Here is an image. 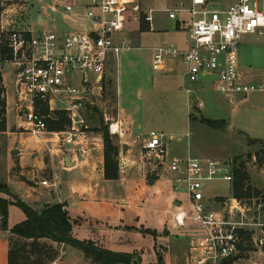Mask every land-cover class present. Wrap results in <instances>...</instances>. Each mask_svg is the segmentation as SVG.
<instances>
[{
	"label": "built area",
	"instance_id": "built-area-1",
	"mask_svg": "<svg viewBox=\"0 0 264 264\" xmlns=\"http://www.w3.org/2000/svg\"><path fill=\"white\" fill-rule=\"evenodd\" d=\"M208 1L181 0L163 11L186 31L187 42L183 49L173 45L152 48L153 71L172 74L179 69L187 103L194 93L186 83L200 89L212 86L229 106L264 95V83L246 81L237 62L244 37L264 41V0H234L224 10L209 9ZM56 7L73 19L74 28L34 35L29 30H13L0 16L1 99L11 108L17 131L33 138L49 136V142L56 140L59 149L80 164L93 150L87 110L100 96L108 67L121 52L135 49L125 29L128 12L138 15V6L135 0H89L81 8L78 0H59ZM153 14V10L142 13L149 33H154ZM7 68L9 73L3 76ZM194 97L196 107L203 109L198 96ZM192 108L189 105L187 111ZM56 113L64 115L66 125L59 132H49L47 121L55 123ZM110 127L111 135H120L118 128L111 133ZM164 138L151 131L141 149L154 169L163 168L172 177V192L178 196L173 228L194 232L186 264H241L249 248L264 264V223L260 221L264 201L232 197V163L188 156L168 160ZM210 183L229 186V198L220 194L207 198L204 192ZM215 203L218 210L211 209Z\"/></svg>",
	"mask_w": 264,
	"mask_h": 264
},
{
	"label": "rangeland",
	"instance_id": "rangeland-1",
	"mask_svg": "<svg viewBox=\"0 0 264 264\" xmlns=\"http://www.w3.org/2000/svg\"><path fill=\"white\" fill-rule=\"evenodd\" d=\"M78 1L81 8L89 3V0ZM179 1L181 0H135L138 15L128 12L125 29L131 47L135 49L121 52L117 60L108 67L100 96L92 100L93 106L86 113L89 130L101 140V133L93 130L99 128L98 120L102 119V127L106 128L112 139V146L118 150V164H149L144 158L141 146L151 131L164 135L168 160H184L188 154V157L194 159L231 164L234 158L242 157L250 177L249 184L264 201V163L259 165L255 159L256 154L264 148V95H254L249 102L243 104L246 100L236 101L233 106H229L212 86L200 89L199 86L186 83V87L203 103L204 107L200 110L196 107L194 96L187 103L186 95L180 89L179 69L172 74H161L153 71L151 67L152 48L162 45H173L181 49L186 47V31L180 28L179 23L168 20L163 12L165 9L174 8ZM233 1L209 0L208 7L211 10H224ZM58 3L59 0H0V16H3L4 22L12 23L15 31L29 29L34 35L42 30L65 32L75 25L72 24L73 19L70 16L56 7ZM149 10L154 11V33H149L147 28L144 30L141 25L142 13ZM38 18L42 22L39 23ZM237 62L246 81L264 83V41L244 37ZM8 73L9 68L4 69L2 75L6 76ZM7 85L11 95L9 79ZM1 89L4 90L3 87ZM189 105L193 108L188 112ZM4 109L6 134L0 133V183L6 185L11 197H16L8 187L7 179L22 181L24 187L28 188L37 180L48 179L47 172L43 171V175L39 173L37 179L26 183L25 177H20L19 169L12 167L17 164L15 160L19 153L8 155L7 149L14 148L26 153L21 164H51L50 151L57 148V142H49V136L46 135L37 138L20 135L16 130L17 121L11 108L4 103ZM202 119L223 121L224 128L213 130L201 124ZM110 125L118 126L119 136L110 134ZM246 138L263 143L249 147ZM124 145L126 149L122 151ZM61 155L67 156V153L61 152ZM248 155L251 156L250 159L247 158ZM204 194L207 198L218 194L229 198V186L224 183H210ZM5 198L12 200L10 197ZM211 209L218 210L217 204H211ZM23 218L19 209L9 207V226L19 223ZM260 221L264 223V213ZM3 233L10 237L8 232ZM46 244L58 252L62 250L61 246L51 242L46 241ZM87 264L91 263L88 261ZM241 264L263 263L253 249L249 248Z\"/></svg>",
	"mask_w": 264,
	"mask_h": 264
},
{
	"label": "crops",
	"instance_id": "crops-1",
	"mask_svg": "<svg viewBox=\"0 0 264 264\" xmlns=\"http://www.w3.org/2000/svg\"><path fill=\"white\" fill-rule=\"evenodd\" d=\"M91 137V156L80 164L70 159L65 164L67 156L61 155L63 151L58 146L50 151L51 164H21L26 153L7 149L8 155L18 151L17 164L12 167L19 169L26 183L37 179L39 173L43 175V171L48 178L37 180L28 188L22 181L7 179L11 192L35 210L63 205L72 226V237L78 241H89L114 253L136 254L140 264H156L157 255L164 264H186L187 244L194 232L173 228L172 215L178 196L172 192V177L163 168L154 169L150 164H123L118 169V179L107 181L103 177L101 140L93 133ZM128 148L131 151L130 145ZM0 198L5 197L0 194ZM61 249L59 258L51 264L89 261L75 249L65 246ZM7 250L8 235L0 231V264H7Z\"/></svg>",
	"mask_w": 264,
	"mask_h": 264
},
{
	"label": "trees",
	"instance_id": "trees-1",
	"mask_svg": "<svg viewBox=\"0 0 264 264\" xmlns=\"http://www.w3.org/2000/svg\"><path fill=\"white\" fill-rule=\"evenodd\" d=\"M2 9L0 8V12ZM144 30H148L147 24L141 22ZM141 27V28H142ZM2 89L0 87V133L5 132V109L1 99ZM92 112L96 110L91 109ZM47 112L44 111L43 114ZM57 121L50 123L47 121L49 132H59L66 125V120L62 113H56ZM200 123L213 129L222 130L223 121L200 120ZM99 128L94 129L101 133L103 151V177L107 181L118 179V150L112 146V139L108 136L106 128H103L102 119L98 120ZM247 146L262 144L260 140H250L246 138ZM248 159L251 156H247ZM256 163H264V148L256 154ZM246 162L242 157L234 158L232 161V183L230 193L238 200L259 198V193L250 186V177L246 170ZM154 180L153 178H151ZM0 194L12 198H0V230L8 232L7 264H51L59 256L58 252L51 245L66 246L79 251L91 264H140V258L136 254L114 253L95 246L89 241H78L72 237V226L68 215L61 204L50 205L39 210L28 206L20 199L11 197L5 184L0 183ZM261 199V198H259ZM9 207H16L23 214V221L8 227ZM156 264H164L161 256L157 255Z\"/></svg>",
	"mask_w": 264,
	"mask_h": 264
},
{
	"label": "water",
	"instance_id": "water-1",
	"mask_svg": "<svg viewBox=\"0 0 264 264\" xmlns=\"http://www.w3.org/2000/svg\"><path fill=\"white\" fill-rule=\"evenodd\" d=\"M125 149H126V146H125V145L122 146V151H124ZM17 153H18V151H12V152H11V154H17ZM67 162H69V158H68V157L65 158V164H66Z\"/></svg>",
	"mask_w": 264,
	"mask_h": 264
},
{
	"label": "bare ground",
	"instance_id": "bare-ground-1",
	"mask_svg": "<svg viewBox=\"0 0 264 264\" xmlns=\"http://www.w3.org/2000/svg\"><path fill=\"white\" fill-rule=\"evenodd\" d=\"M116 127H117V125H116V126L113 125V126L110 127L111 133H115V132H117ZM117 128H118V127H117Z\"/></svg>",
	"mask_w": 264,
	"mask_h": 264
}]
</instances>
